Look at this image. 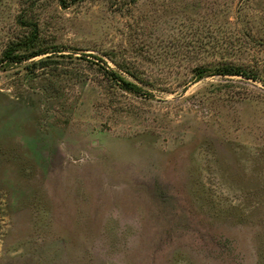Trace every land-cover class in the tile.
I'll return each instance as SVG.
<instances>
[{
	"label": "rangeland",
	"instance_id": "1",
	"mask_svg": "<svg viewBox=\"0 0 264 264\" xmlns=\"http://www.w3.org/2000/svg\"><path fill=\"white\" fill-rule=\"evenodd\" d=\"M0 264H264V0H0Z\"/></svg>",
	"mask_w": 264,
	"mask_h": 264
},
{
	"label": "trees",
	"instance_id": "2",
	"mask_svg": "<svg viewBox=\"0 0 264 264\" xmlns=\"http://www.w3.org/2000/svg\"><path fill=\"white\" fill-rule=\"evenodd\" d=\"M28 44V42H25ZM25 53L22 57H19V56H13V52H11V50L9 51H6L4 53V60L5 61H14V60H27V59H30L32 57H34L36 54V52L34 51H30V50H25ZM39 62H43L42 60H39ZM218 71V74L219 75H230V76H234V75H239V76H242V77H245V78H255V76H253L251 74L250 71H246V70H241L240 68H235L233 66H224L222 67L221 69H217ZM122 84H124V82L122 80H120Z\"/></svg>",
	"mask_w": 264,
	"mask_h": 264
}]
</instances>
